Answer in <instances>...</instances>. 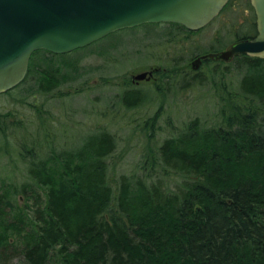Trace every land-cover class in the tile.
I'll return each instance as SVG.
<instances>
[{
  "label": "rangeland",
  "instance_id": "rangeland-1",
  "mask_svg": "<svg viewBox=\"0 0 264 264\" xmlns=\"http://www.w3.org/2000/svg\"><path fill=\"white\" fill-rule=\"evenodd\" d=\"M254 22L249 0H231L191 35L167 24H144L69 53L33 52L34 70L22 85L0 95L5 115V133H0V264H23L22 252L46 219L47 187L27 178L29 163L45 162L57 175L64 154L76 152L101 131L114 138V149L105 158L113 190L124 176L174 191L181 180L159 158L165 139L195 118L209 127L219 125L224 113L236 114V107L255 111V101L240 90L247 70L239 59L206 60L196 70L190 63L254 35ZM151 70L156 71L149 80L132 82L134 75ZM130 91L139 100L127 105L122 97ZM47 264H61L58 246Z\"/></svg>",
  "mask_w": 264,
  "mask_h": 264
},
{
  "label": "trees",
  "instance_id": "trees-1",
  "mask_svg": "<svg viewBox=\"0 0 264 264\" xmlns=\"http://www.w3.org/2000/svg\"><path fill=\"white\" fill-rule=\"evenodd\" d=\"M32 57L20 85L34 70ZM238 59L247 70L240 90L255 111L236 107L209 127L195 118L165 139L159 158L181 180L174 191L124 176L113 190L105 158L114 138L106 131L67 151L57 175L31 161L27 178L47 187L46 219L22 252L23 264H47L57 246L61 264H264V60ZM135 94L122 101L137 102Z\"/></svg>",
  "mask_w": 264,
  "mask_h": 264
},
{
  "label": "water",
  "instance_id": "water-1",
  "mask_svg": "<svg viewBox=\"0 0 264 264\" xmlns=\"http://www.w3.org/2000/svg\"><path fill=\"white\" fill-rule=\"evenodd\" d=\"M229 0H0V94L19 85L33 52L65 54L119 30L143 24L171 23L189 31L209 24ZM256 35L203 58L230 62L244 54L264 59V0H249ZM141 72L132 82L149 80Z\"/></svg>",
  "mask_w": 264,
  "mask_h": 264
},
{
  "label": "flooded vegetation",
  "instance_id": "flooded-vegetation-1",
  "mask_svg": "<svg viewBox=\"0 0 264 264\" xmlns=\"http://www.w3.org/2000/svg\"><path fill=\"white\" fill-rule=\"evenodd\" d=\"M256 34V33H255ZM254 34V35H255ZM254 35H252V36H249L248 38H251V37H253ZM220 51V50H219ZM218 52V51H217ZM206 60H208L207 58H205V59H203L202 60V62H204V61H206ZM154 73H155V71H152V77L154 76Z\"/></svg>",
  "mask_w": 264,
  "mask_h": 264
}]
</instances>
